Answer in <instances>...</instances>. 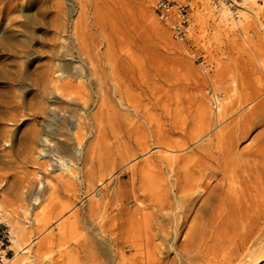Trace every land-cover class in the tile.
Wrapping results in <instances>:
<instances>
[{
  "label": "rangeland",
  "instance_id": "374dc122",
  "mask_svg": "<svg viewBox=\"0 0 264 264\" xmlns=\"http://www.w3.org/2000/svg\"><path fill=\"white\" fill-rule=\"evenodd\" d=\"M179 1L189 13L183 42L157 18L154 0H0V238L9 259L15 227L23 247L36 238L28 264H264V250L239 245V232L222 245H183L186 226L167 245L148 224L162 177L158 161H147L155 149L145 145L143 120L182 142L198 107L215 110L224 89L230 96L242 81L264 86V35L255 23L264 26V10L248 18L244 40L225 20L231 10ZM77 47L103 82L101 108L92 109L97 87L85 65L83 73L62 67ZM59 160L73 175L82 167L80 178Z\"/></svg>",
  "mask_w": 264,
  "mask_h": 264
},
{
  "label": "bare ground",
  "instance_id": "6f19581e",
  "mask_svg": "<svg viewBox=\"0 0 264 264\" xmlns=\"http://www.w3.org/2000/svg\"><path fill=\"white\" fill-rule=\"evenodd\" d=\"M242 1L243 5L232 2V6L213 3L216 7L231 10L232 15L225 20L234 21L246 40L249 35L248 18L257 19L264 10V0H259L263 4L258 3V0ZM236 7L239 8L238 12ZM255 23L264 35L263 24L259 19ZM76 50V54H72L70 59H65L62 67L72 73H83L85 65L91 75V84L97 87L93 102L95 105L92 104L95 107L92 109L101 108L106 102L101 92L103 82H100L93 59L81 48ZM54 82V91L61 95L60 91L63 89L57 85L58 81ZM242 83L238 85V90L234 89L233 95L229 96L230 88L221 91L226 98L222 101L215 100L216 111L206 106L198 107L195 128L188 139H182V142H173L168 137L169 134L155 133L153 119L143 120L148 125L145 145L147 148L154 146L155 149L154 156L148 157L147 161H158L162 177L161 191L156 203L151 204L153 210L149 207L152 214L148 224H153L162 232L167 245H175L180 231L188 226L190 232L183 245H222L228 232H239V245H258L257 251L263 253L264 86L261 89H250ZM114 84L116 92L117 85ZM129 110L137 115L135 108L129 106ZM68 114L70 116L69 111ZM71 116L77 118L76 115ZM80 127L81 123L75 121L71 132L72 139L78 145L81 139ZM62 131L64 128L59 126L58 134ZM57 147L65 149L64 143ZM59 163L62 169L67 168L68 175L80 178L82 167H77L76 174L73 175L66 166L68 161L59 160ZM155 213L165 218L166 223L159 221ZM11 234L14 257L5 264H28L29 259L33 258L29 246L36 244V238L23 247L21 240L24 233L14 227Z\"/></svg>",
  "mask_w": 264,
  "mask_h": 264
},
{
  "label": "built area",
  "instance_id": "2783aa9c",
  "mask_svg": "<svg viewBox=\"0 0 264 264\" xmlns=\"http://www.w3.org/2000/svg\"><path fill=\"white\" fill-rule=\"evenodd\" d=\"M215 5L226 4L232 6L230 0H213ZM154 11L157 18L164 24L171 26L173 39L183 42L188 34L189 13L188 7L179 0H154ZM5 236L0 238V264L9 260L8 251L4 248Z\"/></svg>",
  "mask_w": 264,
  "mask_h": 264
}]
</instances>
